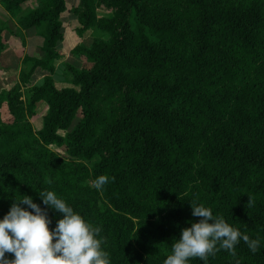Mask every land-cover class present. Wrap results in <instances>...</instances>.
I'll use <instances>...</instances> for the list:
<instances>
[{
    "label": "trees",
    "instance_id": "trees-1",
    "mask_svg": "<svg viewBox=\"0 0 264 264\" xmlns=\"http://www.w3.org/2000/svg\"><path fill=\"white\" fill-rule=\"evenodd\" d=\"M29 1L2 0L44 43L24 57L20 81L0 88V219L28 195L54 229L63 214L38 194L51 190L102 229L110 264H163L202 204L260 240L255 253L241 240L235 256L222 249L207 264H264V0H80L78 34L110 36L74 48L86 63L67 65L79 89H58L52 75L66 0ZM98 6L113 16L99 19ZM9 30L0 17V55ZM37 67L50 74L25 98ZM100 175L109 182L97 190Z\"/></svg>",
    "mask_w": 264,
    "mask_h": 264
},
{
    "label": "clouds",
    "instance_id": "clouds-1",
    "mask_svg": "<svg viewBox=\"0 0 264 264\" xmlns=\"http://www.w3.org/2000/svg\"><path fill=\"white\" fill-rule=\"evenodd\" d=\"M111 179L114 182L115 177ZM108 182L107 175H100L91 186L102 190ZM47 183L51 184V180ZM38 194L43 204L62 213V218L54 229L50 228L47 208H42L28 195L15 200L0 219V264H110V254L103 247L105 239L99 236L102 230L99 226L75 212L54 191ZM247 203L251 206L254 198L249 196ZM191 206L192 215L199 220L182 229L163 264H189L192 258H200L207 264L209 256L222 249L235 256V246L241 240L253 253L259 249V238H250L227 223L223 216H213L209 207ZM8 255L14 258L9 259Z\"/></svg>",
    "mask_w": 264,
    "mask_h": 264
},
{
    "label": "crops",
    "instance_id": "crops-1",
    "mask_svg": "<svg viewBox=\"0 0 264 264\" xmlns=\"http://www.w3.org/2000/svg\"><path fill=\"white\" fill-rule=\"evenodd\" d=\"M80 0H66V9L60 14V20L63 24V38L58 43L61 57L55 61V70L52 73L54 84L58 89L74 87L78 89L73 81V74L67 65L72 64L78 68L84 65L85 57L74 52V48L82 43L90 44L96 38L108 39L109 33L100 28H90L78 34L77 28L80 26L78 15L74 12L79 7ZM28 7L35 8V2L29 1ZM96 14L99 19L110 18L113 11L105 6H98ZM0 17L8 21L9 31L5 36V46L0 55V88H10L20 81L22 69L27 68L23 60L25 56L40 57L43 54L42 45L44 37L42 30L37 27L28 29L21 28L16 18L8 12L0 0ZM50 72L42 67H37L33 71L30 82L26 85L28 88L42 83L45 76ZM44 106L42 119L47 111V104L44 100L37 104L36 114L39 108ZM39 117V116H38ZM42 125L38 128L41 129Z\"/></svg>",
    "mask_w": 264,
    "mask_h": 264
},
{
    "label": "rangeland",
    "instance_id": "rangeland-1",
    "mask_svg": "<svg viewBox=\"0 0 264 264\" xmlns=\"http://www.w3.org/2000/svg\"><path fill=\"white\" fill-rule=\"evenodd\" d=\"M31 8V7H30ZM86 65V63L84 62V65L82 66V67H84ZM28 86H24L23 87V92H24V97L26 98L27 97V95H28ZM78 89H79V87H78ZM46 102V101H45ZM47 104V103H46ZM47 107H48V104H47ZM48 109V108H47ZM44 112V106H41L40 108H39V111H37V114L31 119L32 120V123H33V126H34V128L36 129V130H40V129H38L41 125H43V119H42V113ZM2 113H3V116H4V118L6 119V120H8L10 117H9V114H8V112H7V110H6V108H3V110H2ZM39 116V117H38ZM78 117L77 118H75L74 119V121H73V125L78 121ZM42 128V127H41ZM60 133L61 134H65L66 133V131L65 130H60ZM51 148L52 149H54L55 151H57V152H59L62 156H66V157H69L61 148H59L57 145H55V144H52L51 145ZM104 205V203L103 202H101V205Z\"/></svg>",
    "mask_w": 264,
    "mask_h": 264
}]
</instances>
